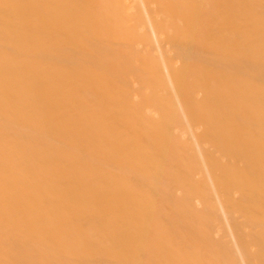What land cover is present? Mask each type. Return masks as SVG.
Instances as JSON below:
<instances>
[{
    "label": "bare ground",
    "instance_id": "1",
    "mask_svg": "<svg viewBox=\"0 0 264 264\" xmlns=\"http://www.w3.org/2000/svg\"><path fill=\"white\" fill-rule=\"evenodd\" d=\"M0 264H264V0H0Z\"/></svg>",
    "mask_w": 264,
    "mask_h": 264
}]
</instances>
